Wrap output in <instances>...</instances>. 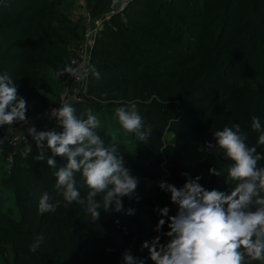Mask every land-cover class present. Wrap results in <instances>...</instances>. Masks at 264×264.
<instances>
[{
	"label": "trees",
	"instance_id": "1",
	"mask_svg": "<svg viewBox=\"0 0 264 264\" xmlns=\"http://www.w3.org/2000/svg\"><path fill=\"white\" fill-rule=\"evenodd\" d=\"M85 2L93 16L102 15L109 4L108 0ZM71 6L72 2L66 0H0V75L8 73L17 87V96L26 100V117L58 105L61 100L62 84L51 80L49 73L67 67L70 50L81 44L84 29L80 18L73 19L61 10ZM210 6V0H161L157 5L155 0H132L124 17L114 16L95 38L89 66H95L100 78L90 72L92 94L104 96L132 83H143L140 96L146 102L150 99L147 88L155 89L163 79H174L175 74L170 72L175 67L197 64L202 74L192 77L183 73L179 81L173 80L161 91V107L155 103L138 110L145 129L151 130L146 143L129 133L130 148L127 147L108 131L104 119L96 130L106 146L117 145L132 175H142L153 182L149 185L138 181L135 195L122 198L124 208L131 207L135 213L105 212L104 218L93 221L86 204L64 202L62 192L55 188L56 169L50 168L46 159H36L39 150L35 144L29 155L17 157L5 168L9 175L0 182L13 191L16 202L15 207L0 213V264H124L122 253L126 249L144 259L145 264H154L148 249L141 245L151 243L156 236L161 237L160 243H167L169 238L163 233L170 230L168 220L159 215L158 209L168 207L169 216L177 213L171 194L159 188L160 182L180 188L187 179L183 173H187L193 179L200 176L199 183L205 189L226 193L238 183H227V170L233 161L225 157L223 150L209 152L205 146V142L216 143V121L225 110L231 113L226 127L239 124L247 134L246 144L256 147L264 157V145L257 143L260 133L252 129L253 116L264 128V81L239 90L238 67L243 48L231 52L230 41L224 42L231 22L240 12L244 11L245 22L264 21V0H226L224 7L232 11V19L221 25L217 34L209 32L219 19L211 15L207 20ZM141 23H145L142 28ZM245 32L239 31L233 38L239 40ZM206 37L211 44L195 50ZM259 46L260 35L255 33L257 68L264 61ZM199 50L205 52L200 59ZM203 77L206 82H202ZM245 101L248 105L244 109ZM71 106L85 119L89 110L98 114L88 103L73 102ZM115 126L118 124L111 128ZM164 130L173 134L174 144L163 140ZM45 155L52 153L45 149ZM55 159L58 166L67 163L59 156ZM257 167H264V158ZM210 168H216L221 175L210 174ZM75 179L82 198H86L89 189L81 174L76 173ZM45 191L53 202L60 200L61 204L55 212L41 215L38 203ZM96 199L99 201L101 196ZM162 218L166 223L157 232L155 227ZM41 235V246L31 251ZM245 260L246 264H264L249 261L248 257Z\"/></svg>",
	"mask_w": 264,
	"mask_h": 264
},
{
	"label": "clouds",
	"instance_id": "2",
	"mask_svg": "<svg viewBox=\"0 0 264 264\" xmlns=\"http://www.w3.org/2000/svg\"><path fill=\"white\" fill-rule=\"evenodd\" d=\"M89 72L96 79L100 78L95 66L83 71L68 66L61 74L80 82L87 79ZM27 110L28 104L17 96V87L10 75H0V126L16 122L27 124ZM51 115L62 131H37L35 126L28 127L27 131L39 150L36 159H46L47 165L56 169L55 188L62 192L63 201L86 204L93 221L99 220L101 209L133 215L135 209H125L122 198L131 199L135 195L138 180L125 166L117 145L106 146L97 133L101 126L98 117L90 110L86 119L78 116L75 108L67 103L52 109ZM115 115L125 132L134 133L138 141L146 143L151 130L145 129L136 101L117 107ZM252 129L260 133L257 143L264 145V128L255 116ZM214 139L215 144L205 142L206 149L224 151L225 157L233 161L227 170V183L229 180L238 183L226 193L205 189L199 183L200 176L193 179L187 173H183L187 177L183 187L160 182L159 188L171 194L177 213L169 216L168 207L158 209L159 215L168 220L170 230L163 233L169 238L167 243H160L161 237L156 236L151 243L145 241L141 245L142 249H148L154 264H246V257L249 261L264 262V167H257V162L264 157L257 153L256 147L246 144L247 134L241 131L239 124L214 131ZM45 149L50 150L52 156H46ZM56 156L67 163L58 166ZM76 173L81 174L89 189L86 198H82L76 187ZM209 173L221 175L216 168H210ZM98 195L101 196L99 201ZM60 204V200L53 202L50 194L44 192L38 203L39 214L55 212ZM165 223V219H159L155 230L159 232ZM43 240V235L37 237L31 251L35 252ZM122 257L124 264H145L144 259L134 256L130 249H126Z\"/></svg>",
	"mask_w": 264,
	"mask_h": 264
},
{
	"label": "rangeland",
	"instance_id": "3",
	"mask_svg": "<svg viewBox=\"0 0 264 264\" xmlns=\"http://www.w3.org/2000/svg\"><path fill=\"white\" fill-rule=\"evenodd\" d=\"M67 2H72V6L68 9L61 10L69 15L71 18L82 21V26L84 27L82 32V40L81 44L78 45V47H72L70 50V57L67 60L66 66H72V67H78L81 71H83L85 68H88L90 65V58H91V46L95 43V35L88 38L87 31L97 30V35L102 32V30L105 28L107 24H109L114 16H120L124 17L125 9L128 7L130 2L132 0H128L127 4L123 9H121L120 3L121 0H108L109 4L103 9L102 15L99 16H93L92 12L87 9L85 0H66ZM212 3V6L208 8V16L207 20H209V16L212 15V17L219 16V19L217 20V23L209 29L210 34H217V32L221 29V25H225L224 23L230 22L232 19V11L225 9L224 4L226 0H210ZM156 5L161 2V0H155ZM71 4V3H69ZM245 13L244 11L240 12L238 14L237 20L232 21L231 25L229 27V32L224 40V42H229L232 44L231 46V52L235 51L237 48L240 47L243 48L242 53L240 55V65L238 67L239 72V81L237 83V88L239 90L244 88L251 87L252 85L259 84L260 80L264 81V61L262 62L261 67L257 68L256 65V59L254 54V38L255 33H259L260 35V54L264 58V21L259 22H248L244 21ZM145 23L139 24V27L142 28V26ZM244 29L246 30L244 36L236 40L234 39L237 32L241 31L243 32ZM152 36H156L155 33L152 34ZM234 37V38H233ZM87 44L85 45V40H87ZM208 44H211V41L208 37H206V40L202 41L201 45L198 43L197 46H195V50H198L200 47H204ZM194 48V47H193ZM197 48V49H196ZM194 50V49H193ZM200 51V50H199ZM200 53V55H199ZM198 53L197 58H201L205 55V52L200 51ZM183 60V58H182ZM200 69V68H199ZM197 64L195 65H182L180 67H175L173 70H171L170 75L175 74L174 79H163L159 82L158 87L155 89L147 88V94H149L150 99L146 102H143L141 99V93H142V87L143 83H132L128 86H125L121 89L115 90L113 92L107 93V95H96L90 93V90H92V87L90 83L88 82V78L90 76V72L88 74V77L86 80H84L81 84L76 85L73 83L72 78L68 74H61L62 71L55 72V73H49V76L51 80L54 82H60L62 84V95L66 92V83L68 82L69 85V94L73 95V102H79L82 104L88 103L89 107L93 108L98 112L96 116L100 120V124L105 121L108 123V131H112V133L115 135V137L121 141L123 144H125L127 147L130 148L129 143V133L125 132V130L122 128V126L118 122V118L115 115V109L117 107H121L126 105L129 101H136L137 102V108L143 109L147 106H154L155 103L158 105V107H161L162 102L160 101V93L166 87H168L173 80L179 81L181 78V75L183 73L187 74L188 76H199L201 71H198ZM177 70V71H176ZM205 72H203L204 74ZM226 81L228 82L230 79L229 75L225 77ZM229 79V80H228ZM206 82V79L204 77L202 78V82ZM58 85H54L53 87H57ZM60 88V87H59ZM79 89V91H78ZM86 89V91L84 90ZM222 96V95H221ZM219 96V98L221 97ZM239 98V97H236ZM248 101H245V103H242V108L245 109L247 107ZM165 105H168L165 104ZM165 107V106H164ZM177 111V110H176ZM230 111L225 110L219 115L218 120L216 121V130H222L224 127H226L228 118L230 116ZM104 119V121H103ZM114 123H117L118 126H115L116 128H111L114 126ZM164 125V123L162 122ZM7 128V125L1 126V133ZM1 135V134H0ZM163 140L169 144H174V136L171 133H168L166 130H164L163 134ZM164 148V147H163ZM5 164V155L0 156V182L3 180V178H6L9 175V171L5 173V168L8 166L5 165V167H2ZM142 166H140L141 168ZM161 167H165V162L161 163ZM143 168V167H142ZM134 177L137 178L138 181H145L147 184H152L150 180L147 179V177L133 174ZM47 192V191H45ZM13 191L9 189L8 187H3L2 184H0V213H5V211L8 210V208L15 207V199L14 195L12 194ZM101 215L100 218L105 217V212L101 209L100 210Z\"/></svg>",
	"mask_w": 264,
	"mask_h": 264
},
{
	"label": "built area",
	"instance_id": "4",
	"mask_svg": "<svg viewBox=\"0 0 264 264\" xmlns=\"http://www.w3.org/2000/svg\"><path fill=\"white\" fill-rule=\"evenodd\" d=\"M128 0H121L120 6L121 9L126 6ZM97 30L87 31V37L97 36ZM87 40H85V45L87 44ZM94 45V44H93ZM91 46V49L93 47ZM73 83L76 85L81 84L83 81L76 82L74 78H72ZM69 85L66 83V92L62 95L61 100L58 105H52L44 108L40 112L27 116L28 123L25 124L23 122H16L13 125H7V128L0 135V156L5 155V164L10 167L17 157H25L32 152L33 146L36 144L32 137L28 134V127L35 126L37 131H46L51 129H56L57 131H62L57 124L55 118L52 117L51 112L52 109H59L64 104H72L73 98L71 94H69ZM46 144V142H44ZM30 147V151L28 150Z\"/></svg>",
	"mask_w": 264,
	"mask_h": 264
}]
</instances>
